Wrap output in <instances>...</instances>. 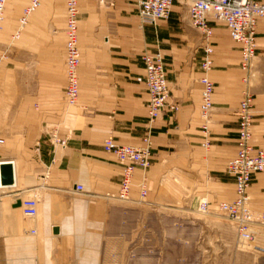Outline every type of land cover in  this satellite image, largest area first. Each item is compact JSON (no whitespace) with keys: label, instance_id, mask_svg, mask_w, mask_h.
<instances>
[{"label":"crops","instance_id":"1","mask_svg":"<svg viewBox=\"0 0 264 264\" xmlns=\"http://www.w3.org/2000/svg\"><path fill=\"white\" fill-rule=\"evenodd\" d=\"M77 2L78 106L65 118V0H42L26 23L27 41L20 39L26 24L20 28L19 19L29 0L5 2L0 32L5 28L9 34L7 49L0 48V72L8 58L13 84L0 85V166L14 161V183H0V264H137L132 251L123 256L132 235V214L147 211L104 196L117 193L122 170L102 144L107 136L142 144L148 123L144 53L161 54L169 96L151 127V166L140 201L144 173L139 168L133 173L129 193L134 200L178 209L197 207L203 197L210 205L234 198V178L226 166L237 150L236 109L245 87L253 95L252 144L264 150V17L257 21L255 56L246 71L240 66L239 44L225 24L210 21L212 68L206 74L214 91L211 142L205 149L199 115L203 40L187 11L175 0L168 18L140 25L136 0ZM81 29L88 33L87 50L81 45ZM5 97L10 100L2 101ZM51 133L64 144L53 142ZM33 190L39 202L32 220L14 203ZM248 192L251 208L264 215V171L252 174ZM32 228L35 234L29 232ZM257 232V241L264 242V226ZM234 264H264V255Z\"/></svg>","mask_w":264,"mask_h":264},{"label":"built area","instance_id":"2","mask_svg":"<svg viewBox=\"0 0 264 264\" xmlns=\"http://www.w3.org/2000/svg\"><path fill=\"white\" fill-rule=\"evenodd\" d=\"M42 0H29L23 9L19 19L20 28L29 20L33 11L40 5ZM102 1V0H99ZM175 0H136L138 20L140 25H156L159 19L168 18ZM187 15L190 22L201 31L202 48L204 55L200 59V66L205 75L200 78L203 84L201 90V104L199 115L202 119V146L208 149L210 146V115L213 108L214 82L206 74L212 68L211 37L213 29L210 24L212 20L221 19L226 26L232 40L239 44L240 66L246 71L251 65L256 49V26L259 18L264 17L263 0H186ZM6 0H0V29L4 19ZM66 25L64 33L65 43V88L64 100L67 106H76L79 95L78 67L80 64V48L78 43V17L79 9L77 0H65ZM19 31L15 34L17 37ZM142 59L145 64V87L148 93L147 115L148 123L145 135L142 137L141 145L120 143L113 137L107 136L103 140V149L106 153L114 156L122 173L119 189L116 194L104 195L109 199H120L124 201H135L129 191L135 169L143 171V179L139 183V201L143 199L146 191L145 172L151 166V138L152 124L164 113L167 105L169 89L167 85L166 72L162 56L159 52L155 54L144 53ZM175 109L176 106L172 105ZM238 116L237 128V150L226 166L227 172L234 178L235 196L231 201H221L211 207L206 198L198 201L196 210L206 213L210 210L219 211L235 226L238 241L241 245L250 244L257 240V231L264 226V215L257 214L250 206L251 199L248 192L251 176L253 173L264 171V150L255 149L252 144L253 135V95L249 90H244L242 99L236 109ZM53 142L64 144L65 140L51 133ZM4 139L0 138V145ZM12 162V161H11ZM13 164V163H11ZM76 189L82 191V186ZM20 199V210L27 219H35L38 207V192L33 190L32 194ZM35 234L36 229L29 230Z\"/></svg>","mask_w":264,"mask_h":264},{"label":"rangeland","instance_id":"3","mask_svg":"<svg viewBox=\"0 0 264 264\" xmlns=\"http://www.w3.org/2000/svg\"><path fill=\"white\" fill-rule=\"evenodd\" d=\"M177 1L179 9L187 11V1ZM59 6L57 5V7ZM59 9H61V6ZM216 22L224 25L221 19L216 20ZM29 23L26 24L23 30L24 33L20 37L25 41L28 37ZM4 26L7 27L6 24ZM8 31L4 28L0 32V48L5 50L8 47L4 44L7 43L5 39L9 34ZM31 31L32 35L36 33L34 28ZM87 35V31L81 29L80 38L84 50H87L90 46L88 45L90 42L87 40ZM10 50L11 48L8 49V56L11 55ZM9 63L10 60L6 58L2 64L4 68L1 70L3 71L0 72V85L5 88H10L13 84L12 72L7 68V66L10 67ZM245 90L248 89L245 87ZM4 100L10 99L5 97L2 101ZM74 107L67 106L64 100L63 118ZM110 200L133 209H145L148 212L140 216L138 213L132 214V235L129 247L127 246L123 256L129 255L127 253L132 251V259L136 260L137 264H171L173 262L179 264L187 262H195V264H234L242 261H255L258 255H264L261 251L264 248V242L260 243L256 240L250 244L241 245L238 241L235 226L219 211L210 210L201 213L196 210L195 204H185L178 209H168L147 205L143 202ZM211 207H215V205H211ZM150 213L152 215H149ZM252 255H254V259L251 258ZM122 264H125V260Z\"/></svg>","mask_w":264,"mask_h":264},{"label":"water","instance_id":"4","mask_svg":"<svg viewBox=\"0 0 264 264\" xmlns=\"http://www.w3.org/2000/svg\"><path fill=\"white\" fill-rule=\"evenodd\" d=\"M0 183L4 186H10L14 183L13 170L10 164L0 166ZM15 207L20 206V199H16L14 203ZM54 232H57V228H53Z\"/></svg>","mask_w":264,"mask_h":264},{"label":"bare ground","instance_id":"5","mask_svg":"<svg viewBox=\"0 0 264 264\" xmlns=\"http://www.w3.org/2000/svg\"><path fill=\"white\" fill-rule=\"evenodd\" d=\"M8 163H9V162H8ZM10 163H14V161H13V162L10 161ZM11 165H12V164H11ZM31 194H32V193H31ZM31 194H29V195H31ZM29 195H26V196H29ZM26 196H25V197H26Z\"/></svg>","mask_w":264,"mask_h":264}]
</instances>
